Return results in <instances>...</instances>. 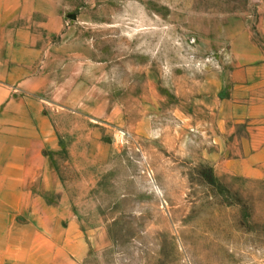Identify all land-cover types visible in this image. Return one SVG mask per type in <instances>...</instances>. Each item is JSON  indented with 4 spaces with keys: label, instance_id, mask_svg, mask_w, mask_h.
I'll use <instances>...</instances> for the list:
<instances>
[{
    "label": "rangeland",
    "instance_id": "374dc122",
    "mask_svg": "<svg viewBox=\"0 0 264 264\" xmlns=\"http://www.w3.org/2000/svg\"><path fill=\"white\" fill-rule=\"evenodd\" d=\"M0 21L41 51L0 82V158L52 132L49 176L0 167V264H264V0H0Z\"/></svg>",
    "mask_w": 264,
    "mask_h": 264
},
{
    "label": "crops",
    "instance_id": "0c3cea01",
    "mask_svg": "<svg viewBox=\"0 0 264 264\" xmlns=\"http://www.w3.org/2000/svg\"><path fill=\"white\" fill-rule=\"evenodd\" d=\"M16 29V30H15ZM15 32L10 35V26L8 22L0 21V82L7 81L9 79L18 80L19 74L26 71H31L32 66L36 62V56L41 55L40 50L34 49L33 41L31 37H24V29L15 28ZM10 72L16 73L10 76ZM38 118L47 121L41 112H38ZM23 132V130H22ZM52 132L49 127H41L33 138H24V134L17 139V143L20 147L15 150L4 151L7 156H1L0 167L6 168L3 172L5 175L15 176L17 184H23L26 176L36 177L39 173V169L48 170V176L51 173V166L46 159L45 152L48 146H50ZM35 140L37 142V149H26L25 143H31ZM11 154L10 155H8ZM11 168V171L8 169ZM26 171V169H30ZM35 168V171L32 169ZM37 170V171H36ZM49 182V181H48ZM7 192V191H6ZM17 192L24 193V190L18 188Z\"/></svg>",
    "mask_w": 264,
    "mask_h": 264
}]
</instances>
